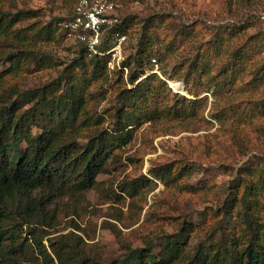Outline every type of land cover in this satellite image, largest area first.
Returning a JSON list of instances; mask_svg holds the SVG:
<instances>
[{"label":"rangeland","instance_id":"obj_1","mask_svg":"<svg viewBox=\"0 0 264 264\" xmlns=\"http://www.w3.org/2000/svg\"><path fill=\"white\" fill-rule=\"evenodd\" d=\"M78 1L0 0V9L9 17L20 12L30 16L14 23L9 39L0 37V70L9 54L28 51L17 73L0 81V107L15 104L27 109L31 94L33 102L43 95L64 104V82L70 73L78 78L82 74L72 66L80 49L57 30L48 40L43 30L71 17ZM113 17L130 21L125 59L146 44L156 52L158 67L151 61L147 74L150 69L160 74V69L197 91V97L186 98L202 101L185 116L174 106L172 93L168 97L157 90L143 108L153 118L133 132L98 175L94 188L50 205L54 215L50 227H41L43 245L49 252L50 240L66 245L71 258L108 264L145 245L157 252L182 226L192 230L189 253L199 242L226 251L246 241L244 217L250 214L239 199L264 171V0H119ZM15 38L25 40L22 46L12 42ZM196 62V74L188 76ZM201 67L209 69V76L200 73ZM130 88L118 75L92 77L85 98L93 120L76 133L84 137L116 131L113 114ZM95 119L99 120L91 124ZM76 133L71 138L79 137ZM167 164L184 166L191 173L171 175L167 185L149 175L152 168ZM141 177L153 182L152 191L141 187L140 196L133 199L122 192V184ZM9 203L13 211L21 208L19 201ZM258 204L254 214L264 229V199ZM14 219L4 224L12 233L7 235L13 236L6 245H12L20 262L41 264L26 226L12 229Z\"/></svg>","mask_w":264,"mask_h":264},{"label":"trees","instance_id":"obj_2","mask_svg":"<svg viewBox=\"0 0 264 264\" xmlns=\"http://www.w3.org/2000/svg\"><path fill=\"white\" fill-rule=\"evenodd\" d=\"M28 14L20 12L9 17L0 9V37L9 39L14 23L30 17ZM63 20L65 19L58 20L56 28L51 23L46 26L43 31L48 40H51L55 30L66 39L58 26ZM129 27L130 21L123 18L112 29L104 30L97 54L89 53L83 43L74 42L80 50L72 66L82 74L80 78L72 73L67 77L62 88L63 105L47 101L43 95L33 102L35 96L31 94L28 99L31 105L27 109L15 104L0 107V264H33L26 260L20 262L12 245H6L13 236L7 235L12 233L6 232L4 224L13 218L15 223L12 229L18 227L21 230L26 226V235L35 246L34 251L41 264H99L82 257L71 258L66 255V245L60 247L50 240L49 252L47 251L42 243L45 236L41 227L51 225L54 211L50 209V205L59 198L79 195L94 188L98 175L105 172L110 160L118 156L119 149L129 142L133 132L153 118L143 112V108L157 90H163L168 97L172 93L175 98L174 106H179L185 116L191 115L202 101L174 94L151 69V74H147L146 65L151 64V61L157 67V54L147 48L146 44L138 45L133 57L125 59L123 53L121 69L109 71L107 65L110 55L107 52L113 45L114 34L126 36ZM24 39L15 38L12 42L22 46ZM24 52L20 50L16 53L18 56L9 54L3 60L6 67L0 70V81L10 73H17L21 61L26 60L28 51L26 55H20ZM198 66L196 62L189 67L188 76L195 75ZM157 70L162 77L177 81L166 72ZM87 72H90V78L85 75ZM200 73L210 74L206 67H201ZM117 75L125 79L131 88L124 91L126 97L122 107L113 114L112 126L116 131L102 130L96 135L80 136V133H76L77 129L89 126V122L93 120L87 111L85 98L89 81L95 76L106 79L107 76ZM213 80H210L211 84ZM183 85L187 95L198 96L197 91L186 87L185 83ZM98 120L95 119L91 124H96ZM75 133L79 137L71 138ZM190 173L191 170L184 166L178 169L171 164L149 170L150 176L165 185L169 183L171 175L176 174L180 178ZM144 186L152 191L155 185L141 177V181L127 182L120 188L133 199L140 196L139 188ZM236 189L237 187L234 189L232 202H235ZM246 197H249V202L244 201ZM259 198L264 199V171L257 175L255 182L243 189L239 199L250 214L244 217L243 237L246 241L237 242L226 251L213 245L205 247L199 242L192 252H187L192 230L189 226H182L160 245L157 252L150 245H145L128 250L122 257L108 264H264V229L260 227L254 214V210H258L256 206L259 205ZM11 200L21 202V208L13 211L9 203ZM232 204L229 209H232ZM224 212L227 213L226 210ZM32 219L35 221L33 224Z\"/></svg>","mask_w":264,"mask_h":264},{"label":"built area","instance_id":"obj_3","mask_svg":"<svg viewBox=\"0 0 264 264\" xmlns=\"http://www.w3.org/2000/svg\"><path fill=\"white\" fill-rule=\"evenodd\" d=\"M119 0H79L70 18L58 23L59 28L64 32L67 40L83 43L91 54H97V47L100 43L104 30L112 29L118 20L113 17L117 2ZM126 36L119 33L114 34L113 45L107 52L110 55L108 62L109 71L121 69L124 59V43ZM124 71H126L124 69ZM157 73V71L155 70ZM169 89L177 95L188 96L183 83L172 81L162 77Z\"/></svg>","mask_w":264,"mask_h":264}]
</instances>
